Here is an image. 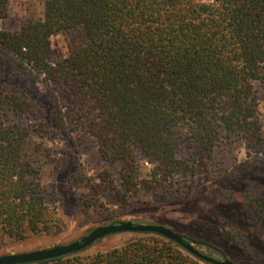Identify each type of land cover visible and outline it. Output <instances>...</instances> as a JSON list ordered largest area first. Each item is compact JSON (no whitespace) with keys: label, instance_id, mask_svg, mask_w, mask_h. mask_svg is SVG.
<instances>
[{"label":"trees","instance_id":"16d2710c","mask_svg":"<svg viewBox=\"0 0 264 264\" xmlns=\"http://www.w3.org/2000/svg\"><path fill=\"white\" fill-rule=\"evenodd\" d=\"M8 2L0 0V19ZM71 29L87 41L52 62L50 37ZM0 49L42 76L49 93H62L53 101L57 121L90 136L102 160L119 163L116 177L104 168L89 186L111 189L124 207L141 190L188 195L195 156L209 159L222 141L262 140L255 85L264 84V0H44L40 18L19 31L0 29ZM32 111L25 94L0 86V240L60 228L42 184L52 151L30 139L39 128L4 119ZM180 148L194 158L177 156ZM136 150L153 163L148 176L139 174ZM245 195L264 240V186L251 183ZM30 264L210 263L164 236L139 233L92 255Z\"/></svg>","mask_w":264,"mask_h":264},{"label":"rangeland","instance_id":"374dc122","mask_svg":"<svg viewBox=\"0 0 264 264\" xmlns=\"http://www.w3.org/2000/svg\"><path fill=\"white\" fill-rule=\"evenodd\" d=\"M209 1V0H204ZM44 0H9L0 29L19 31L23 21L40 18ZM87 41L77 29L50 37L51 61L66 57ZM14 56L0 49V86H14L33 103V111L19 117L4 114L6 122L31 124L37 131L30 139L41 142L52 151L42 167V184L47 189L48 206L59 219L55 234L29 235L23 240L3 237L0 254L31 251L77 240L98 225L118 221L160 224L190 238L203 253L227 258L238 264H264V240L256 223L245 211L246 189L251 183L264 186V84H256L257 119L261 141L245 139L222 141L212 155L200 156L180 148L177 156L196 157L194 183L188 195L183 191H142L130 197L126 207L114 199L111 189L94 191L89 185L100 183V172L107 168L117 176L118 162L104 161L94 140L53 117V101L62 93L50 90V84L35 78L28 66L19 68ZM140 176H148L153 163L136 150ZM185 195V196H184ZM226 232L233 241L226 238ZM138 232L109 234L80 251L92 255L123 244ZM198 241L202 242L199 243Z\"/></svg>","mask_w":264,"mask_h":264},{"label":"water","instance_id":"95a60500","mask_svg":"<svg viewBox=\"0 0 264 264\" xmlns=\"http://www.w3.org/2000/svg\"><path fill=\"white\" fill-rule=\"evenodd\" d=\"M121 231L159 234L169 240L176 242L179 246H181L193 256L210 264H238L227 258H216L203 253L190 241L185 239L182 234L169 227L160 224L135 223L130 220L98 225L79 239L66 244H55L47 248L35 249L31 251L0 254V264H30L69 255L89 247L95 241L109 234Z\"/></svg>","mask_w":264,"mask_h":264}]
</instances>
